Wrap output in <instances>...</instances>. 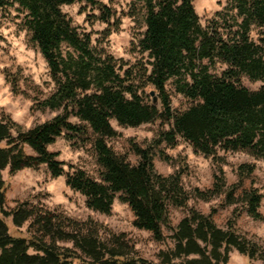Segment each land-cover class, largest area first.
<instances>
[{
    "label": "clouds",
    "instance_id": "obj_1",
    "mask_svg": "<svg viewBox=\"0 0 264 264\" xmlns=\"http://www.w3.org/2000/svg\"><path fill=\"white\" fill-rule=\"evenodd\" d=\"M53 2L69 32L86 43L91 53V57L85 55L61 34L58 45L51 49L58 66L55 73L41 41L35 37L36 28L29 24L36 19L32 9L23 0H0V127L6 129V134L0 136V151L9 153L6 163L0 165L5 181L0 212L9 213L13 239L22 235L28 245L35 241L56 247L60 264H132V261L140 264L142 260L147 264H200L205 257L207 264H264V150H260L264 149V124L257 125L248 144L239 142L242 129L250 127L246 120L242 121L241 130L226 131L215 141L205 131L201 143L207 139V148L202 147L177 127V119L194 107L205 105L206 97L202 93L189 95L176 83L196 85L203 68L210 81L231 83L236 90L246 88L250 95L264 92V74L253 80L246 70L219 54L223 43L229 47L245 43L241 36L245 33L246 43L259 50L252 59L264 60V20L257 15L250 17L249 11L242 12L241 0H188L194 18L193 31L196 27L200 29L193 47L199 50L204 34L216 35V51L212 55L192 57L190 61L188 50L181 49L184 65L191 63L193 67H182L179 73L167 75L161 94L160 87L150 79L154 73L159 76L158 57L152 47L146 48L141 42L148 38L151 14L160 16L162 7L168 5L180 15L186 0ZM248 6H252V0H248ZM105 7L110 10L106 19L103 18ZM47 11L55 20L56 13L50 8ZM163 19L167 20V16ZM168 28L173 29L174 25L169 23ZM82 56L84 63H91L83 77L88 86L74 84L72 94L64 95L62 86L80 79L76 73ZM66 64L70 66L65 68ZM109 64L112 77L101 79L98 84L97 78L101 76L98 69ZM230 71L237 76L225 77ZM105 88L119 93L125 103H135L139 98L142 107L154 106L158 115L136 123L122 121L114 106L93 99L92 107L106 113L105 121L111 131L98 129L91 119L80 115V102L104 96ZM164 95L168 97L167 111L171 113L167 120L159 115L166 111ZM254 111L264 115V102L255 105ZM58 118L65 123L59 124L58 133H48L50 140L41 141L43 151L25 138L46 124L56 123ZM67 124L86 131L71 132ZM169 132L172 143L162 137ZM98 140L104 142L128 172L139 169L144 163L143 151L152 149L149 153L152 166H146L145 170L151 184L148 196L159 193L163 204L156 220L161 239H157L155 228L137 226L136 222H142L143 218L133 206L128 188H113V181L106 178L110 168L100 162ZM45 154L57 162L58 173L50 167V160L43 159ZM16 156L24 161L19 169H13ZM81 172L82 180H91L107 189L111 199L104 197L106 209L90 205L94 196L69 182ZM177 176L181 191L174 195L183 201L180 204L167 192ZM253 191L260 197L254 211L248 198ZM229 192L233 194L231 202H228ZM136 199L144 201V195L137 193ZM25 201L29 209L35 210L23 218L21 226H13ZM49 213L55 214L53 225L74 238L62 239L54 231L45 232L37 220ZM202 219L225 234L219 244L214 243L207 224L205 237L197 235ZM185 220L201 251L176 255L178 245L188 247L189 237H177ZM229 234L235 236L236 242L230 240ZM85 237L97 241V251L102 253L99 259L81 247ZM114 237L120 238L126 247L122 248ZM14 247L13 242L6 243L0 247V256L5 249ZM26 255L46 258L47 254L28 246Z\"/></svg>",
    "mask_w": 264,
    "mask_h": 264
},
{
    "label": "trees",
    "instance_id": "obj_2",
    "mask_svg": "<svg viewBox=\"0 0 264 264\" xmlns=\"http://www.w3.org/2000/svg\"><path fill=\"white\" fill-rule=\"evenodd\" d=\"M23 2L25 6L32 9L33 15L36 17L35 21H29V24L36 28L35 37L39 38L41 41L45 54L48 55L50 61L52 62L54 73L58 66L55 60V54L51 52V49L58 45L61 34L70 40L76 47L80 48L85 55L91 57V53L88 52L86 43H81L76 38L74 32H69L67 23L63 21L62 17H60L53 0H44V3H41L40 0H23ZM148 7L149 10H151V3H149ZM41 8L45 9L43 13L41 12ZM49 8L51 9V12L56 13L55 20L51 18V14L47 11ZM240 9L242 12L249 11L250 17L257 15L264 20V2H261V0H252L251 7L248 6V0H241ZM109 14V12H103V18L106 19ZM164 16H167V20L163 19ZM149 23L150 31L148 33V38L141 43L146 48L152 47L158 57L156 72L159 73V76L157 77L154 73L153 77L150 79L154 80V82L160 87L161 94L164 92L162 87L163 80L167 75L179 73L182 67L188 69L193 67L191 63L184 65L183 62L185 57L181 55V49L188 50V58L190 61L192 57L212 55L216 51V35L210 37L207 34H204L199 50L193 47L194 40L200 33V29L196 27L195 31H193L194 18L191 16V11L188 7V0H186L185 8L181 9L180 15L172 12L170 6L164 5L160 16H156L154 14L150 15ZM169 23L174 25L173 29L168 28ZM244 28L245 30L247 29V22H245ZM241 36L245 43L242 45H234L232 47H229L227 43H223L219 54L224 59L232 60L235 64L239 65L242 70H246L250 74L251 78L255 80V78L264 74V60L258 58L252 59L254 54L259 50L246 43L245 33H241ZM249 60H251L250 63L248 62ZM69 66L70 65L66 64L65 68H68ZM90 67L91 63H84L82 56L76 73L80 79L74 82L70 81L67 85L62 86L61 91L64 95L72 94V87L74 84H80L84 87L88 86L87 81H85L83 77ZM98 72L101 74V76L97 78L98 84L101 79H109L113 75V69L110 64L106 65L103 69H98ZM224 75L225 77L237 76V73L230 71ZM176 83L179 85L181 90H186L189 95L196 96L197 94L202 93L206 97L207 103L205 105L201 107H194L182 118L177 119V127L185 130L186 134L202 147L207 148V139L201 143V137L204 136L205 131H207L212 140L215 141L226 131L241 130L242 121L246 120L250 127L242 129V135L239 142L248 144L251 141L253 130L257 127V125L264 124V115L258 114L254 111L255 105L264 102V92L259 94L253 93L250 95L246 88L236 90L231 83H225L222 80H216L214 82L210 81V78L205 74V70L203 68L201 69L200 78L197 79L196 85L188 86L182 81H177ZM93 99L99 100L102 105L107 104L108 106H114L115 112L120 115L122 121L128 120L132 123H136L140 120L151 119L154 115H158L154 106L151 109L148 106L142 107L139 98H137V102L135 103H125L119 93H112L105 88L104 96L89 97L80 102V115L91 119L94 126L106 133L111 131L107 127L105 121L106 113L103 111L99 112L92 107ZM164 101L166 111L159 115H163L164 119L167 120L171 113L167 111L168 97L166 95H164ZM55 103H58V101H55ZM60 123H65L62 118H58L56 123L51 125L46 124L42 129L35 130L25 138L29 139L36 147L43 151L41 141L50 140L52 138L49 136V132L58 133ZM66 126L74 133H82L86 131L83 127L78 128V126L71 124H67ZM4 134H6V129L0 127V136ZM162 137H166L169 143L173 142L171 132L162 134ZM156 143L158 144L159 141ZM97 147L101 153L100 162L107 164L110 168V172L106 178L113 181V188L126 186L131 193L133 206L138 209L139 214L143 218L142 222H136L138 223L137 226L155 228L157 239H161L160 229L156 224V220L160 217L163 209L161 197L159 193H153L151 198L148 196L151 184L149 182L150 177L148 172L145 170V167L152 166V159L149 155L150 150L143 151L144 163L141 164L140 168L134 169L132 172H128L126 171V166H122L113 157L112 153L105 147L102 140L97 141ZM133 147L136 146L133 145ZM136 150L141 151L138 147H136ZM8 156L9 153L0 151V165H4L6 163ZM43 159L50 160V167L53 168L54 172L56 171L58 173L59 166L57 162L51 160L52 157L50 155L45 154ZM31 162L35 163V161ZM23 164L24 161L20 156L13 157V169H19L23 166ZM243 167L244 166H242V170ZM82 176V172L78 173L77 177L69 182L74 183L77 187L83 188L86 192L91 193L94 196V199L89 201L90 205H95L99 209H106L107 204L105 203L104 197L108 196L107 189L103 186L95 184L91 180H82ZM178 180L179 176L172 180L171 187L167 189V192L168 196L171 197L175 203L180 204L183 201L174 195V193H179L181 191L177 183ZM4 183L5 181L2 176V168H0V202H3L4 200ZM161 186H164L163 183ZM219 187L220 185H217L218 189ZM97 193H100L101 195L96 196ZM137 193L144 195V201L136 199ZM232 198L233 194L232 192H229L228 202H231ZM248 198L250 204L252 205V210L254 211L260 197L255 191H253ZM108 199L110 200L111 197L108 196ZM27 205L28 203L25 201V203L20 206V210L16 214L13 226H21L23 218L34 211L33 209H29ZM8 216V212H0V247L10 241L15 244V247L11 250L5 249L3 256H0V264H60V257L57 255L59 250L56 247L49 248L44 246L42 243L36 244L35 241H32L31 245H28L25 243V238L20 236H16V238L13 239L11 233L9 232L8 224L5 221V218ZM54 218L55 214L53 213L41 215L38 217L37 223L41 225L45 232L54 231L55 235L62 239L74 238L73 234L62 231L58 225H53L52 221ZM193 218L195 219L196 216L194 215ZM205 224H207L208 228L212 230L214 243L219 244L225 234L219 230H215L213 225L206 220L202 219L200 228L197 229V235L202 238L205 237ZM181 229L182 230L177 234V237H189L188 247L181 248L178 245L176 255L183 252L191 253L193 251H201L193 238L192 229L188 226L187 220L182 223ZM229 238L232 242H236L234 235L229 234ZM114 239L117 243L121 244L122 248L126 247L120 238L114 237ZM77 242L80 243L79 241ZM96 245L97 241L94 238L85 237L83 238L81 247L99 259L102 253L97 251ZM28 246H34L41 249L47 254L46 258L26 255V248ZM113 254H117V251L113 250ZM215 254L216 253L214 252V255ZM105 264H107V262H105ZM132 264H136V262L132 261ZM140 264H147V262L142 260ZM200 264H207V258L205 257V261L200 262Z\"/></svg>",
    "mask_w": 264,
    "mask_h": 264
},
{
    "label": "rangeland",
    "instance_id": "obj_3",
    "mask_svg": "<svg viewBox=\"0 0 264 264\" xmlns=\"http://www.w3.org/2000/svg\"><path fill=\"white\" fill-rule=\"evenodd\" d=\"M104 12H105V13H107V12L110 13V10L107 9V7H105V8H104ZM90 19H91V17H90ZM84 138L86 139V137H84ZM149 150H150V152L152 151L151 148H149ZM161 154L163 155V153H161ZM2 176H3V172H2ZM3 179H4V176H3ZM27 203H28V202H27ZM33 210H35V209H33ZM5 221H6V223L8 224L9 232L11 233L10 229H11L12 226L9 225V223H8V219H7V218H5ZM17 236L23 237L22 235H17Z\"/></svg>",
    "mask_w": 264,
    "mask_h": 264
}]
</instances>
